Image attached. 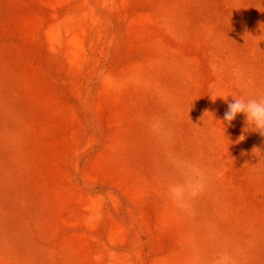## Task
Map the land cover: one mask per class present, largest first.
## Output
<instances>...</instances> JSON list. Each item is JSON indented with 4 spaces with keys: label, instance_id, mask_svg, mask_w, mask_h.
I'll return each instance as SVG.
<instances>
[{
    "label": "rangeland",
    "instance_id": "1",
    "mask_svg": "<svg viewBox=\"0 0 264 264\" xmlns=\"http://www.w3.org/2000/svg\"><path fill=\"white\" fill-rule=\"evenodd\" d=\"M228 94L264 98V0H0V264H264Z\"/></svg>",
    "mask_w": 264,
    "mask_h": 264
},
{
    "label": "clouds",
    "instance_id": "2",
    "mask_svg": "<svg viewBox=\"0 0 264 264\" xmlns=\"http://www.w3.org/2000/svg\"><path fill=\"white\" fill-rule=\"evenodd\" d=\"M229 96L232 97L231 102H228ZM210 98L213 101L220 98L227 102V111L223 117V122L226 126L230 125L238 114H243L246 122V127L243 131L258 132L260 135L264 136V98H236L231 94L216 96L215 98L210 96ZM241 136H243L242 140H244L245 136L243 134ZM239 140L242 141L241 139Z\"/></svg>",
    "mask_w": 264,
    "mask_h": 264
}]
</instances>
